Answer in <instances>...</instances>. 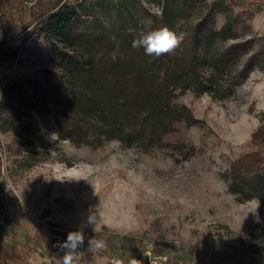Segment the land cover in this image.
I'll return each instance as SVG.
<instances>
[{
  "label": "rangeland",
  "instance_id": "374dc122",
  "mask_svg": "<svg viewBox=\"0 0 264 264\" xmlns=\"http://www.w3.org/2000/svg\"><path fill=\"white\" fill-rule=\"evenodd\" d=\"M57 1L108 27L119 9L139 34L151 32L152 15L167 8L164 28L180 36L213 0H0V47L17 49L0 61V92L8 82L44 83L47 71H60L39 31ZM219 1L239 20V38L264 46V0ZM224 21L217 12L215 27ZM111 41L115 55L121 38ZM174 101L198 120L175 124L164 137L169 144L150 150L115 138L76 144L48 121L20 137L0 127V264H264L259 202L236 200L222 178L257 148L250 137L264 122V62L224 99L186 89ZM70 232L80 234L75 248ZM95 240L105 246L93 248Z\"/></svg>",
  "mask_w": 264,
  "mask_h": 264
},
{
  "label": "trees",
  "instance_id": "16d2710c",
  "mask_svg": "<svg viewBox=\"0 0 264 264\" xmlns=\"http://www.w3.org/2000/svg\"><path fill=\"white\" fill-rule=\"evenodd\" d=\"M166 9L160 18L152 15L153 30L171 26ZM48 12L39 31L57 52L60 71H47L52 77L44 83L29 79L2 87L0 127L14 137L32 134L48 121L76 144L100 146L115 138L143 150L165 146L175 124L198 120L188 106L174 101L179 93L190 89L224 99L264 62V46L252 48V37H238L233 25L239 20L219 0L183 27L180 42L160 55L133 45L145 34L129 29V16L119 9L109 27L103 20L81 19L76 7L58 1ZM217 12L225 14L220 28L215 27ZM113 36L121 38L115 55L110 53ZM16 54V48L0 47V61ZM250 141L257 148L234 159L222 178L236 200L256 198L264 214V122Z\"/></svg>",
  "mask_w": 264,
  "mask_h": 264
},
{
  "label": "clouds",
  "instance_id": "9594fccd",
  "mask_svg": "<svg viewBox=\"0 0 264 264\" xmlns=\"http://www.w3.org/2000/svg\"><path fill=\"white\" fill-rule=\"evenodd\" d=\"M182 39L174 32L167 28H160L153 30L145 35H142L139 39L133 41L134 46H143L146 53L160 55L163 52L170 51L174 48ZM68 241H71L70 247H76V241L80 240V234L78 232H70L67 237ZM92 246L95 249L103 248L104 242L102 240H95L92 242ZM71 257H66V260H70Z\"/></svg>",
  "mask_w": 264,
  "mask_h": 264
}]
</instances>
